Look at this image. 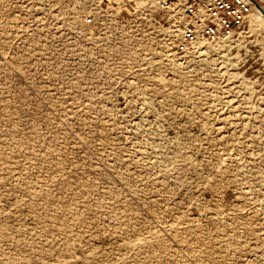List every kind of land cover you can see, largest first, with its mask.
Returning a JSON list of instances; mask_svg holds the SVG:
<instances>
[{
    "label": "rangeland",
    "instance_id": "374dc122",
    "mask_svg": "<svg viewBox=\"0 0 264 264\" xmlns=\"http://www.w3.org/2000/svg\"><path fill=\"white\" fill-rule=\"evenodd\" d=\"M79 10L0 0V264H264V27L121 81Z\"/></svg>",
    "mask_w": 264,
    "mask_h": 264
},
{
    "label": "built area",
    "instance_id": "2783aa9c",
    "mask_svg": "<svg viewBox=\"0 0 264 264\" xmlns=\"http://www.w3.org/2000/svg\"><path fill=\"white\" fill-rule=\"evenodd\" d=\"M77 2L78 25L87 40L91 61L110 69L128 68L129 73L121 81L165 82V77L177 75L185 59L203 53L204 45L223 47L237 40L253 11L264 17V0ZM254 29L253 32L261 34ZM257 47L261 56L264 46ZM254 63L256 73L264 70L263 58L261 64ZM250 69L251 65H242L239 77L243 83L251 79L246 75Z\"/></svg>",
    "mask_w": 264,
    "mask_h": 264
},
{
    "label": "bare ground",
    "instance_id": "6f19581e",
    "mask_svg": "<svg viewBox=\"0 0 264 264\" xmlns=\"http://www.w3.org/2000/svg\"><path fill=\"white\" fill-rule=\"evenodd\" d=\"M249 24L253 28H262L264 27V17L261 16L259 13L256 11H253L249 17ZM257 29V30H259Z\"/></svg>",
    "mask_w": 264,
    "mask_h": 264
}]
</instances>
